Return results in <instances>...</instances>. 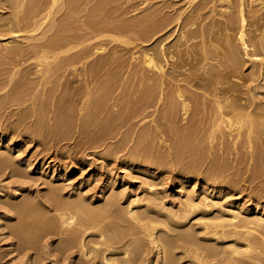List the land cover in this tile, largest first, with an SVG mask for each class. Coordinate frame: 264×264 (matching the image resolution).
Segmentation results:
<instances>
[{
    "label": "bare ground",
    "instance_id": "1",
    "mask_svg": "<svg viewBox=\"0 0 264 264\" xmlns=\"http://www.w3.org/2000/svg\"><path fill=\"white\" fill-rule=\"evenodd\" d=\"M260 91L264 0H0V175L9 169L18 179L0 184V221L17 241L12 250L36 264L28 251L39 253L47 237L62 241L51 253L60 260L41 258L48 264H264V182L249 191L254 204H219L212 191L220 196L223 185L210 189L217 180L239 182L220 161L234 153L238 165L250 157L251 174L264 173ZM12 106L21 109L8 110L12 121L3 124ZM26 134L46 147L78 139L55 149L79 167L88 155L100 160L91 171L104 167L101 194H76L83 180L64 189L74 165L51 159L47 172L43 159L32 168L14 156ZM206 154L214 157L201 170ZM173 155L191 158L175 174L180 185L198 183L176 204L150 184ZM113 162L150 180L148 187L137 179L139 194L115 189L126 183L112 178V167L105 171ZM34 177L45 194L27 192Z\"/></svg>",
    "mask_w": 264,
    "mask_h": 264
},
{
    "label": "rangeland",
    "instance_id": "2",
    "mask_svg": "<svg viewBox=\"0 0 264 264\" xmlns=\"http://www.w3.org/2000/svg\"><path fill=\"white\" fill-rule=\"evenodd\" d=\"M179 0H176V2H178ZM179 5V4H178ZM178 5H177V7H178ZM180 6V5H179ZM132 15V14H131ZM250 50V49H249ZM247 65H245V67H246ZM260 92H262L260 95H259V100L261 101V102H264V99H263V97H264V91H260ZM2 94H4V92L3 93H0V96H2ZM260 97H261V99H260ZM16 109V111H18V110H20L21 108H18L17 109V107H14V106H12V107H10V109L8 108L4 113H2V117H1V122L4 124V122L6 123L7 121H10L11 119H12V117L10 116V114L8 113V110H9V112H15V110L14 109ZM153 112V111H152ZM3 116H4V118H3ZM9 116H10V118H9ZM152 117V116H151ZM151 117H149L150 119H152ZM5 118H7L8 120H6ZM146 119V124H149L150 123V125H152L151 124V120L150 119ZM15 119V117H13V120ZM6 120V121H5ZM31 120V121H30ZM30 120H28V123L29 124H32V121H33V119H30ZM150 120V121H149ZM12 121V120H11ZM144 122V123H145ZM181 125H182V123H181ZM136 131H138V127L135 129ZM32 136V135H31ZM75 136V135H74ZM134 137V136H133ZM24 141H23V146H22V150L20 151V153L19 152H15V154H14V156H16V154H17V156L18 157H20L21 156V158H25V159H27L28 161H30V162H32V164H33V166L31 165V167L32 168H34L36 165H37V163L38 162H42V159H43V162H45V165L47 166L48 164V162H49V160H51V159H55L56 161L55 162H59V163H62L61 165L62 166H60L59 168H61V167H63V165H67V166H69V165H71V166H73V170H72V172L71 173H69V175H67V177H69V181L67 180V181H65V183H64V185L65 184H69L68 186L70 187V185H71V187L72 186H75V187H77V185H76V183L79 181V182H81L82 180V183H87L86 184V186L85 187H82L83 185L81 184L80 185V187H81V189L78 191V189L76 190V194H79V192L81 193V195L83 194L82 192H84L85 194H86V196H88L89 194H95V192H97L96 194L97 195H95V196H98V195H100L101 193H99V191H101L102 190V179H103V177H104V175L106 174V172H104V167H103V165H102V169L100 168V169H98L99 170V173H98V170H97V173L98 174H100V175H102V176H100V175H98L97 173H95V172H93L92 173V171H91V169L92 168H94L95 167V165L96 164H99L100 162V160H98V159H96L94 156H92L91 157V155L89 156L88 155V159H89V157H90V159H94L95 161L93 162L92 160L90 161V163L89 164H87V163H85V165L86 166H78V165H75V164H73L72 165V162H70V160H67V158L66 157H64V156H61L59 153H61L60 151L61 150H64V149H66L67 147L69 148H71V147H73V145H74V143H75V141L74 140H76V139H70V141H69V139L68 140H66L65 142H60L59 144H57V146L58 147H60V148H63V149H61L60 151H58V149L59 148H56L57 149V151H55L56 149H55V147H57L56 146V144L55 143H57V142H55V141H52V143H54V144H52V143H47L46 145H47V147L45 146V143L44 142H39L36 138H34V136H32V137H30V135H28V134H26L25 135V139H23ZM78 140V139H77ZM76 140V141H77ZM37 141V142H36ZM64 141V140H63ZM69 141V142H68ZM218 142H220V141H214L212 144H213V146H215V147H217L218 145H220V143L218 144ZM38 143V144H37ZM153 143V142H152ZM152 143H150V146H151V144ZM44 144V145H43ZM53 146H52V145ZM65 144L67 145V146H65ZM131 144H132V142H131ZM131 144H129V146H131ZM63 147H62V146ZM133 145V144H132ZM154 145H157L156 144V142L154 141V144H152V146L154 147ZM44 146L47 148V149H45L44 148ZM49 146H51V147H49ZM159 146V145H158ZM50 149H49V148ZM65 147V148H64ZM156 147V146H155ZM51 148H52V150H51ZM45 149V150H44ZM55 149V150H54ZM102 149L103 148H100V149H98V151L100 150V151H102ZM216 149V148H215ZM46 150H48V152H45ZM49 150H51V151H49ZM99 151V152H100ZM215 151V150H214ZM53 152V153H52ZM49 153V154H48ZM171 153H173V152H171ZM32 155V156H31ZM55 155V156H54ZM38 156V157H37ZM57 156V157H56ZM61 156V157H60ZM207 156H209L208 154H206V156L204 155V158L206 159V157ZM247 156V155H246ZM32 157V158H31ZM214 156L212 155V154H210V156L208 157L209 159H204V158H202V159H204V162H202L203 163V165H205V166H203V168L201 167V170H203L204 168H206V166H207V164H209V161H210V159H212ZM34 158V159H33ZM179 158H182V159H179ZM179 158H177L179 161H180V163H178L176 160H174V159H176V157H174V155H173V158L171 159V161L168 163H166L167 165L165 166V164H164V166L163 165H160V166H163V167H159V169H158V167H157V169H155V179H153V180H151L152 181V183H150L151 181L150 180H145V178L143 179V177H141V176H139V174L137 175L136 173H130V171H129V173H130V175H129V173H128V170H127V168H125V167H123V166H121L120 164H118V162H116V166H117V169H116V166H115V162H113L112 164H108L109 166H105V171H106V169H111V167H112V169H111V175H113V179L115 178V179H119L120 178V182H122V181H124L125 183H126V185L124 186V187H120V184H118L117 182L115 183V186H114V188L115 189H118V190H120L121 188L122 189H124V188H126L125 190H127V188H128V190L130 191V193L131 194H137L139 191H140V188H147L148 186H147V184L148 183H150V184H152V189L151 190H156L155 188H157V190H156V192H158L160 195H159V197L161 198L162 196L164 197V199L162 198V200L164 201V202H168V201H172L173 199L176 201V202H174V200H173V202L176 204V203H178V201L180 200V198H177V197H181V196H184V195H186L189 191H191V192H195V191H197V187H198V183H196L194 186L191 184H185V185H180V179H178L179 177H177V175H175L176 173L178 174V172H179V169H181V168H179V167H181V166H183L184 167V165H185V167L188 165L187 163H189V162H187V161H190V159L188 158H186V156L185 155H183V156H181V157H179ZM230 158V159H229ZM226 157V156H224L222 159H220V161L222 160L223 162H225V163H227V164H229L232 168H230L229 169V171L227 172V174L229 175V177H231V178H233L234 177V179H237L236 181H239L238 183L236 182V184H234L233 186H231L230 184H228V181H223V183L222 182H220L219 180H217L216 182H210V189L212 188V187H215V186H217V185H223V187H222V189H221V192H220V196L219 195H213V191H212V196L213 197H218V199L216 200H214V201H217L219 204L222 202L223 204L226 202V201H230V200H239V202H241V203H246V204H252L253 202H252V200H254L253 199V197L254 196H251L252 194H250L251 192H249V191H254L255 190V188L256 187H258V185L260 184H263V182H264V173L262 172L261 174H262V176H260V175H257V176H254L253 174H251L252 173V169H253V167L251 166V165H253V161L251 162V160L249 159L250 157H245V159H244V161H243V163L242 164H237V162H238V160H239V155H237L236 156V153H234V154H232L230 157ZM248 158V159H247ZM45 159V160H44ZM185 159V160H184ZM187 159V160H186ZM224 159V160H223ZM34 162H33V161ZM41 160V161H40ZM58 160V161H57ZM60 160V161H59ZM193 160V159H192ZM182 161H186V162H182ZM207 161V162H206ZM229 161V162H228ZM66 162V163H65ZM91 162H93V163H91ZM177 162V163H176ZM35 163H36V165H35ZM64 163V164H63ZM182 163H183V165H182ZM191 163V162H190ZM189 163V166L190 165H192V164H190ZM230 163H234L233 165L232 164H230ZM239 163V162H238ZM246 163V164H245ZM90 164H91V166H90ZM94 164V165H93ZM169 164H172V165H169ZM187 164V165H186ZM236 164V165H235ZM58 164H56V166H57ZM106 165V164H105ZM112 165V166H111ZM179 165V166H178ZM238 165V166H237ZM55 166V167H56ZM76 166V167H75ZM94 166V167H93ZM169 166V167H168ZM172 166V167H171ZM174 166H176V168H174ZM237 168H236V167ZM78 167V168H77ZM88 167V168H87ZM118 167H120V168H118ZM165 167H168L169 168V170H167L168 168H165ZM178 167V168H177ZM234 167V168H233ZM238 167H239V169H238ZM248 167V168H247ZM250 167H252V168H250ZM114 168V169H113ZM122 168V169H121ZM173 168V169H172ZM200 168V167H199ZM236 168V169H235ZM23 169V168H22ZM76 169V170H75ZM79 169H80V171H79ZM81 169L83 170V171H81ZM86 169H90V170H87L86 171ZM176 169V170H175ZM232 169V170H231ZM233 169H235V170H233ZM238 169V170H237ZM78 170V171H77ZM101 170V171H100ZM114 170V171H113ZM116 170V171H115ZM118 170V171H117ZM125 170L127 171V173L125 174ZM167 170V171H166ZM231 170V171H230ZM237 170V171H236ZM50 171V167H49V165H48V169H47V172H49ZM113 171V172H112ZM159 171V172H158ZM165 173H164V172ZM169 171H170V173H169ZM36 171H32V172H30V175H33V176H35L36 178L38 177V174L37 173H35ZM167 172V173H166ZM32 173V174H31ZM83 173V174H82ZM230 173V174H229ZM241 173V174H240ZM82 174V175H81ZM95 174H97V175H95ZM117 174V175H116ZM123 174H124V178L125 177H127V178H125V180H123L124 178H122V180H121V176L123 177ZM141 174V173H140ZM157 174H159L161 177H156L157 176ZM163 174V175H162ZM168 174H169V176H171V177H169L168 176ZM37 175V176H36ZM82 176V178H80L79 176ZM90 175H91V177H90ZM96 176L95 178H94V176ZM132 175V176H131ZM184 174H182V176H183ZM98 176H100L101 177V179H97V177ZM117 176H119V178L117 177ZM134 176H137L138 178H135ZM189 176V174L187 175V176H183V177H188ZM192 176V175H191ZM254 176V177H253ZM35 177H34V179H31V181L32 182H30V180H29V182H28V185H27V182H26V184H25V187L27 188V192H33V194H35L36 192H37V190H38V193L40 194L42 191H44V189H46V187L44 186V185H41L42 183L39 181V180H36L35 179ZM66 177V178H67ZM135 178L136 180H134L133 178ZM166 177H169V178H167V179H165ZM74 178H75V180H74ZM86 178V180L88 179H90V181H86V180H84ZM130 178H132V180L129 182V180H130ZM141 178V179H140ZM161 178H163L162 180H163V182H161L162 180H161ZM199 178V177H198ZM253 178V179H252ZM257 178V179H256ZM94 179H96L95 181L97 182H95L94 181ZM137 179H139V180H142V182H143V180H145L144 182L145 183H139V182H141V181H139V180H137ZM165 179V180H164ZM172 179H174V180H172ZM21 181L20 182H24L25 181V179H20ZM26 180H28V178H26ZM34 180V181H33ZM100 180V181H99ZM158 181V182H156V181ZM18 181V179L16 178V177H11L10 176V172H9V169H7V170H4V172L2 171V174L0 175V184H10V185H12V184H15L16 182ZM37 181V182H36ZM75 181V182H74ZM99 181V182H98ZM148 181V182H147ZM169 182V183H171V181H172V183H171V185L169 184V183H167V182ZM174 181V182H173ZM176 181V182H175ZM180 181V182H179ZM246 181V182H245ZM36 182V183H35ZM72 182H73V184H72ZM89 182L91 183L92 182V184H90L89 185ZM94 182H95V184H94ZM127 182H128V184H127ZM132 182V183H131ZM146 182H147V184H146ZM227 182V183H226ZM139 183V184H138ZM158 183V184H157ZM161 183V184H160ZM165 183H167V184H165ZM241 183H243V184H241ZM31 186H30V185ZM35 184V185H34ZM95 185V187L97 188H95L94 187V185ZM98 184V185H97ZM100 184V185H99ZM141 184V185H140ZM161 186H160V185ZM176 184H178V185H176ZM227 184H228V186H227ZM247 184V185H246ZM67 185H65L64 186V189L65 188H68V190H70V188L67 186ZM117 185V186H116ZM141 187H140V186ZM144 185H146V186H144ZM157 185H159V186H157ZM165 185V186H164ZM197 185V186H196ZM239 186V187H236V186ZM251 185V186H250ZM259 185V186H260ZM29 186V187H28ZM88 186V187H87ZM89 186H91L92 187V191H91V188L89 187ZM137 186H139V187H137ZM177 186H178V188H177ZM180 186H181V188H180ZM188 186V187H187ZM192 186V187H191ZM196 186V187H195ZM227 186V187H226ZM245 186V187H244ZM43 187V188H42ZM74 187V188H75ZM79 187V188H80ZM136 187H137V189H136ZM162 187V188H161ZM194 187V188H193ZM224 187H226V188H224ZM231 187V188H230ZM261 187H262V185H261ZM264 187V186H263ZM25 188V189H26ZM33 188V189H32ZM93 188H95V189H93ZM130 188V189H129ZM160 190H159V189ZM177 188V189H176ZM192 190H191V189ZM231 190H229V189ZM241 188V189H240ZM248 188V189H247ZM87 189H90V190H87ZM110 191L109 192H111V189H112V187H111V189H110V186H109V188H108ZM134 190V192H133V190ZM138 189H139V191H138ZM183 189H184V192H183ZM41 190V191H40ZM66 191H68L67 189H65ZM85 190V191H84ZM96 190V191H95ZM127 190V191H128ZM165 190V191H164ZM181 190V191H180ZM186 190V191H185ZM257 190V189H256ZM40 191V192H39ZM90 191V192H89ZM108 190L107 189H105V191L104 192H107ZM132 191V192H131ZM177 193H176V192ZM210 191V190H209ZM208 191V192H209ZM242 191V192H241ZM244 191V192H243ZM183 192V193H182ZM186 192V194H184ZM242 194H241V193ZM37 193V194H38ZM43 193L44 192H42L41 194L43 195ZM61 193H63V191L61 192ZM65 193V192H64ZM73 194H75V191L74 192H72ZM88 193V194H87ZM163 195H162V194ZM166 195H165V194ZM181 193V194H180ZM228 195H227V194ZM247 193L249 194V196H247ZM21 194V193H20ZM40 194V195H41ZM45 194V193H44ZM47 194V193H46ZM85 194H83V195H85ZM139 194V193H138ZM176 194V195H175ZM226 194V195H225ZM245 194V195H244ZM82 195V196H83ZM106 195L108 196L109 194H108V192L106 193ZM165 195V196H164ZM174 195V196H173ZM231 195H233V196H231ZM107 196H105V197H107ZM169 198V199H167L166 200V198L167 197ZM223 196V197H222ZM170 197H171V199H170ZM226 197V198H225ZM232 197V198H231ZM241 197V198H240ZM243 197V198H242ZM247 197H248V199H247ZM252 197V198H251ZM173 198V199H172ZM176 198V199H175ZM223 198V199H222ZM264 198V197H263ZM221 199H222V201H221ZM225 199V200H224ZM227 199V200H226ZM247 199V200H246ZM250 199H251V201H250ZM223 201H225V202H223ZM246 201V202H245ZM261 202H264V199H262V200H260ZM249 202V203H248ZM251 202V203H250ZM221 203V204H222ZM254 204V203H253ZM232 205H234V204H232ZM232 205H229L231 208H234L235 206H232ZM11 216H13V218H14V215H11ZM5 224V221L4 220H2V221H0V264H23L24 262H23V260H25V259H21V257H23V255H21V254H19L18 252H16L15 250H12V249H14V246H12L14 243L16 244L17 243V241H16V239H14V237L13 236H11L12 238H10V234H9V230H8V228H6L5 227V225H3V224ZM6 228V229H5ZM9 234V235H8ZM8 235V236H7ZM44 238V240L42 239V238H39V239H42L41 241H39L38 242V244L40 243V245H41V242H42V245L41 246H43V248L44 247H47V249L49 248V250L51 251L52 249H54V250H52L51 252H50V254L51 253H53V251L55 252V249H57L59 246V248L56 250V253H60L59 252V250H61L62 249V246H61V244H62V241H60V242H58L59 243V245L58 246H56L57 245V243H56V241H58V239H55V240H53V239H49V240H47V237H43ZM13 240V241H12ZM51 240V241H50ZM46 241H48L49 243H52L53 241H55V242H53V244H49L48 242H47V245H46ZM29 242V241H28ZM43 242H44V244H43ZM12 244V245H11ZM14 244V245H15ZM54 244H55V246H54ZM50 245V246H49ZM11 246V247H10ZM54 246V247H53ZM151 245H147V248H149ZM52 247V248H51ZM39 248V247H38ZM43 248H41L40 247V251H38L39 253H37L36 254V250H34L33 249V251L35 252H31V250L30 251H28V252H30V253H28V255H32V258L34 257V254L36 255L35 257L37 258V262H36V264L38 263V258H48V260L49 259H52L53 261H58V260H60L61 259V257H59L58 259H57V257H54V256H57V254H55V253H53L54 254V256L51 254L50 256L51 257H47L46 256V253H47V255H48V250H47V252L45 253V251L46 250H44ZM147 248H146V250H147ZM13 251H11V250ZM41 249L42 250H44L43 252L41 251ZM7 251V252H6ZM9 251V252H8ZM12 252V253H11ZM41 252L42 253H44L42 256L40 255L39 256V254H41ZM4 253V254H3ZM10 255H9V254ZM16 253H18V255L16 254ZM147 252H145L144 253V256H145V254H146ZM44 255H45V257H44ZM59 255V254H58ZM37 256H39V257H37ZM60 256H62V253L60 254ZM23 258H25V257H23ZM56 259V260H55ZM21 260V261H20ZM36 260V259H35ZM47 260V259H46ZM44 261V260H39V263L40 264H48L49 263V261ZM42 261H43V263H42ZM56 264V263H55ZM60 264V263H59ZM61 264H63V263H61ZM65 264H67V263H65ZM93 264V263H92ZM94 264H96V262H94ZM132 264V263H131ZM133 264H139V263H133ZM140 264H142L141 262H140Z\"/></svg>",
    "mask_w": 264,
    "mask_h": 264
}]
</instances>
